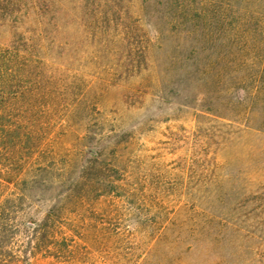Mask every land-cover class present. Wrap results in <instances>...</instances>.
Here are the masks:
<instances>
[{
    "label": "trees",
    "instance_id": "trees-1",
    "mask_svg": "<svg viewBox=\"0 0 264 264\" xmlns=\"http://www.w3.org/2000/svg\"><path fill=\"white\" fill-rule=\"evenodd\" d=\"M6 1L0 0V9ZM50 1L54 8L45 10L29 0L33 26H13V35L0 39V231L14 226L16 206L24 231L23 244L0 264L36 258L84 264L94 255L97 264H202L208 258L264 264V245H223L231 226L241 231L248 221L259 230L264 217L212 213L223 196L210 189L221 164L206 146L209 139L218 147L223 137L203 121L207 116L222 126L264 132V8L171 0L147 32L139 19L126 24L116 0ZM73 23L80 35L71 37L67 27ZM111 41L119 45L113 50L119 57L109 75L83 84L82 74L68 68L73 45L95 62ZM158 60V83L167 78L177 91L198 85L186 102L197 107L195 137L201 138L192 154L200 183L191 188L186 172L177 193L168 183L147 181V148L137 141L151 97L142 86ZM112 88L130 92L121 105L106 97ZM135 94L140 105L131 103ZM251 192L255 207H264L260 192ZM35 201L45 205L40 218L30 212ZM120 245L134 247L128 252ZM131 252H137L135 261Z\"/></svg>",
    "mask_w": 264,
    "mask_h": 264
},
{
    "label": "rangeland",
    "instance_id": "rangeland-1",
    "mask_svg": "<svg viewBox=\"0 0 264 264\" xmlns=\"http://www.w3.org/2000/svg\"><path fill=\"white\" fill-rule=\"evenodd\" d=\"M170 1L116 0L115 6L117 11L120 12L121 17H127L125 19L126 24L133 26L135 18L139 19V23L143 25V29L148 32L152 29V25L160 22L161 15L164 14L163 12ZM185 1L194 2L195 0ZM217 1L226 6L264 8V0H196L194 3L215 4ZM35 3L45 10H50L55 5L50 0H35ZM107 4L111 6L112 2L109 1ZM68 5L71 6L72 2L68 1ZM33 16L35 15L32 14L29 0H7L0 9V25H5L6 27L2 28L4 32L0 31V39L5 40L12 36L13 26H17V28H30L33 26ZM62 22H67L66 18L62 19ZM76 26L77 24L73 23L67 27L71 37L80 35V28ZM116 46L119 45L111 41L109 47L96 54L97 58L94 62L88 54L83 53V55H79L76 45H73L70 51L71 59L68 68L73 72L82 74V78L84 79L83 84L88 83L89 79H93L94 81V77L96 76L107 77L111 65L119 57L118 52L113 51ZM157 58H161L159 52H157ZM158 64L159 66L155 67L156 71H151V77L147 78L142 86L143 89L151 92V97L150 100L147 99L145 102L148 114L144 118L145 124H140V129L136 133L138 135L137 141H145V147L147 148L145 153L146 171L148 172L147 181L152 182V184H155L157 180L163 181V184L168 183L171 191L177 193L176 182L186 172L191 174V177L189 174V186L191 188L196 187L200 183V165L199 162H196L197 160L193 159L194 155L192 154V150L198 146L199 138H201L200 135L195 137L197 133V127L195 126L197 107L190 106L186 102L191 93L196 91L195 89L198 85L190 83L187 86H183V90L179 86L177 91L176 83H168L167 78L163 79L162 84L158 83L155 74L157 72L162 76L163 73L159 60ZM161 87L162 89L164 88L165 93L161 92L160 94L159 89ZM170 89H172V92ZM128 93L130 92H126L124 88H112L107 92L106 97L116 99L119 102L118 104L121 105V101L126 98L125 95ZM141 100L142 97L135 94L131 99V103L140 105L142 103ZM141 115L139 111L138 119H140ZM209 119L211 117L207 116L206 119H203L204 125L209 129L208 131L213 134L214 129L219 128L222 131L221 136L223 137L220 144L217 145L218 147L215 148L213 144L211 145L209 139L206 146L207 151H216L214 156L217 162L221 164L220 168L215 169L212 174L215 177L218 176V178L211 185L210 189L212 191L220 190L223 196L221 197V203L214 202L215 205L212 213L214 215H224L225 217L240 218L242 217V213L250 215L258 214L264 217V207H255V202H251L249 199L255 196L251 191H254V193L255 191L260 192L261 195H259L264 198V132L243 129L241 127H226L216 124V122L212 121L213 119ZM136 120V116L130 119L134 124ZM198 133L200 132L198 131ZM193 136L196 141L192 139ZM56 141H62L64 144L69 143L66 137L56 138ZM209 172L211 175V170L207 169V175ZM257 188H259V191ZM261 202L260 204H263L264 199ZM240 203L244 205L241 209H232L235 204ZM34 205H37V207L34 208V206L30 212L33 213V217L40 218L45 205L37 201H35ZM20 211V208L16 206L10 214V223L14 226L10 228L6 225L0 231V260L2 262L8 260L7 255L10 249L17 251L20 248L19 246L23 244L24 231L18 227L21 215ZM236 225H238V222ZM240 226L239 228H242L241 231L237 226L230 227L232 230L226 232L223 245H242L245 247L264 245V224L260 225L259 230H256L253 225L249 226L248 221ZM120 246L127 249L128 252L132 251L134 247L133 245ZM131 253L134 255L133 259L135 261L137 258H135L134 253L137 252ZM87 257L82 263H98L99 258L95 255ZM226 258L224 257V259ZM156 260H159V258H156ZM31 261V264H64L62 261L51 258H36ZM153 261L151 262L153 263ZM202 264L214 263L208 258L206 261H202Z\"/></svg>",
    "mask_w": 264,
    "mask_h": 264
}]
</instances>
